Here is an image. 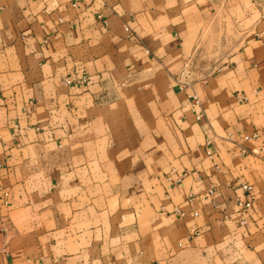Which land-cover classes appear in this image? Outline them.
I'll use <instances>...</instances> for the list:
<instances>
[{
  "label": "crops",
  "instance_id": "0c3cea01",
  "mask_svg": "<svg viewBox=\"0 0 264 264\" xmlns=\"http://www.w3.org/2000/svg\"><path fill=\"white\" fill-rule=\"evenodd\" d=\"M0 264H264V0H0Z\"/></svg>",
  "mask_w": 264,
  "mask_h": 264
},
{
  "label": "built area",
  "instance_id": "2783aa9c",
  "mask_svg": "<svg viewBox=\"0 0 264 264\" xmlns=\"http://www.w3.org/2000/svg\"><path fill=\"white\" fill-rule=\"evenodd\" d=\"M188 67H184L182 71L178 75L180 88L181 90H188L187 95L190 102V108L193 113H197V109L200 107V99L192 87V75H191V69H187ZM66 84H72V80L66 79ZM201 115L197 114V119H200ZM259 137L258 132H254L251 135H245V140H251ZM245 151V150H243ZM209 157L212 158V153H209ZM243 195L242 196H236L231 197L227 199L222 204H213L215 210H219L223 218L227 221H236V223L239 225L240 228H247L250 223V209L253 206V203L255 202V188L252 184H243ZM176 212L182 216H185L186 213L182 211V209H176ZM190 215L192 217H197L199 215L198 211H192L190 212Z\"/></svg>",
  "mask_w": 264,
  "mask_h": 264
},
{
  "label": "rangeland",
  "instance_id": "374dc122",
  "mask_svg": "<svg viewBox=\"0 0 264 264\" xmlns=\"http://www.w3.org/2000/svg\"><path fill=\"white\" fill-rule=\"evenodd\" d=\"M218 31H219L220 34H223L222 29H218ZM237 32H238V29H237ZM226 34H227V32H225V35H226ZM220 37L224 38L225 36H224V35H221ZM223 46H225V45H222V44L218 45V47H220V49H221V47H223ZM239 47H240V44H235V46H234L235 49H238ZM65 81H66V80H65ZM65 83H66V82H65Z\"/></svg>",
  "mask_w": 264,
  "mask_h": 264
}]
</instances>
